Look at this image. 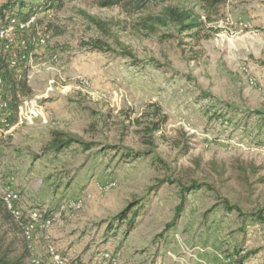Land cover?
I'll return each mask as SVG.
<instances>
[{"label":"rangeland","instance_id":"rangeland-1","mask_svg":"<svg viewBox=\"0 0 264 264\" xmlns=\"http://www.w3.org/2000/svg\"><path fill=\"white\" fill-rule=\"evenodd\" d=\"M25 1L36 21L1 42L13 72L31 77L41 115L18 123L12 110L0 177L14 176L28 207L61 199L52 225L34 232L36 251L50 241L81 264L103 251L118 252L117 264H264V0L227 1L197 35L169 26L149 36L136 21L161 6L131 15L98 0L60 10ZM183 4L200 9L165 3ZM152 103L167 116L154 148L134 121ZM54 129L94 146L51 150Z\"/></svg>","mask_w":264,"mask_h":264},{"label":"trees","instance_id":"trees-1","mask_svg":"<svg viewBox=\"0 0 264 264\" xmlns=\"http://www.w3.org/2000/svg\"><path fill=\"white\" fill-rule=\"evenodd\" d=\"M170 0H98L101 7H122L129 14H137L146 10L149 6H161L162 8L157 13H148L136 21L137 30H145L147 35L156 33L161 27L172 26L180 33H189L197 35L207 23L211 22L212 14L216 13L218 8L229 0H195L199 4V10L194 6L188 5H165ZM64 0H42L39 6L44 5L46 9L60 10L64 6ZM165 5V6H164ZM27 8V11H24ZM36 10L33 6H28L25 0H4L0 4V28L10 26L12 20L27 21L35 16ZM54 26V25H49ZM59 28V27H58ZM65 29H57L56 35H62ZM85 44L91 46L95 50H105L107 43L100 39H89ZM131 56V53H127ZM12 55L9 50L0 49V69L3 70L7 83L8 96L11 98L10 105L13 111L18 108V94L27 96L31 93V88L26 82L27 74L23 73V77L17 81L15 73L10 64ZM138 128L140 136L147 146L154 148L156 145V134L162 131L164 123L167 121V116L162 109L155 103L148 106L147 110L143 112L140 117L134 119ZM133 121V122H134ZM73 143H80L83 147L91 149L94 143H84L74 136L68 135L64 131L54 129L52 130V138L49 142V148L56 152L62 151ZM124 153L126 158L137 159L142 156L150 154L147 151H135L127 149ZM200 185L196 182L189 187L191 190L197 189ZM22 194V193H21ZM56 200L53 204L45 209L38 208L42 214V218H53L59 210H61V199ZM184 197L180 204L176 207V218L180 215L183 209ZM33 207V206H32ZM37 208V207H33ZM122 212L118 218L121 217L120 222L127 219V216ZM264 218V216H260ZM116 219V220H117ZM23 222L28 220L26 212L23 213ZM133 218L128 224V232L132 230ZM30 250L28 248L26 239L23 234L21 223L15 218L13 213L7 208L4 200L0 197V264H30ZM74 261L77 264H81Z\"/></svg>","mask_w":264,"mask_h":264},{"label":"built area","instance_id":"built-area-1","mask_svg":"<svg viewBox=\"0 0 264 264\" xmlns=\"http://www.w3.org/2000/svg\"><path fill=\"white\" fill-rule=\"evenodd\" d=\"M36 21L35 16L31 17L27 21L12 20L10 26L6 28H0V49L4 48L9 50V45L1 42L3 39L10 41L8 34L14 29L24 31L29 29ZM41 42H44V38H40ZM10 51V50H9ZM11 67L14 64V59H10ZM23 77L22 74H15V78L19 81ZM31 77L26 78L27 84H29ZM86 82V79H83ZM51 86L48 90L52 89ZM19 102L17 111L15 114L18 117L17 122L23 123V120H32L35 117L41 115L39 111V105L35 99L28 98V96H21L18 94ZM11 98L8 96L7 83L3 70L0 69V137L6 135L14 130L16 124H12L10 117L12 114V108L10 105ZM14 176H8L5 179L0 177V197L4 200L7 208L13 213L15 218L21 223L23 228V234L26 239L28 248L30 250V264H46L45 256H49L50 264H77L74 258L65 256L59 250V248L53 243L48 242L45 248V252L36 251V242L34 232L38 227H49L54 221L53 218H42L38 208L29 207L26 204V199L22 196L21 192L15 187ZM83 206V200L77 199L71 204L73 210H80ZM26 212L28 220L23 222V213ZM100 260L97 264H117L119 262V253H112L110 251H103L100 254Z\"/></svg>","mask_w":264,"mask_h":264},{"label":"crops","instance_id":"crops-1","mask_svg":"<svg viewBox=\"0 0 264 264\" xmlns=\"http://www.w3.org/2000/svg\"><path fill=\"white\" fill-rule=\"evenodd\" d=\"M58 196H59V194H57ZM37 203V201H34V202H32V203H30L31 205H35ZM61 234V232L59 233V232H57V233H55V235L56 236H59ZM62 234H65V232H63L62 231ZM67 240V238H65V240L64 241H66ZM64 245V244H63ZM63 245H62V247H63ZM45 251H43V252H41V253H44ZM69 253V252H68ZM69 255V254H68ZM77 258V257H76Z\"/></svg>","mask_w":264,"mask_h":264}]
</instances>
